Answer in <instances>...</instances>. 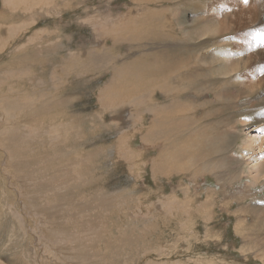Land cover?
Instances as JSON below:
<instances>
[{
	"label": "rangeland",
	"instance_id": "374dc122",
	"mask_svg": "<svg viewBox=\"0 0 264 264\" xmlns=\"http://www.w3.org/2000/svg\"><path fill=\"white\" fill-rule=\"evenodd\" d=\"M211 6L232 3L0 0V200L8 160L34 186L7 218L42 233L13 248L4 223L0 264H264V82L211 70L237 44L194 35Z\"/></svg>",
	"mask_w": 264,
	"mask_h": 264
},
{
	"label": "bare ground",
	"instance_id": "6f19581e",
	"mask_svg": "<svg viewBox=\"0 0 264 264\" xmlns=\"http://www.w3.org/2000/svg\"><path fill=\"white\" fill-rule=\"evenodd\" d=\"M234 1L235 0H219V2L222 5L223 4L225 5V4L232 3V6H228L227 8L225 7L226 11L224 12V14L223 13L221 14V18H217V19L215 18L217 16V14H219L218 10L219 9L220 10L223 9V7L219 8V6H218L217 9H215L214 6H211V7H209L208 11L199 14V16L196 17L197 19L195 18V20L196 21H201V22L199 24L200 25L199 28L195 30L194 35L199 37L201 39V41H204V39L207 38V37H216V38H218L220 36L227 35V37H225V38L222 37L223 38L222 40L217 41V45L224 44L226 46H229V43H235V42L237 43L234 46V50L226 49L224 51L220 50L218 52H212L210 55H208L206 57V62L208 63L209 67L211 68V70L214 71V73L216 75H218L219 77L223 76V77L227 78L228 79V84L237 85V86H239L238 89L240 88V90H242L246 94H250V93L254 92L264 82V49H263V46H264V31L257 33L256 31H257L258 28H255L254 30H252L253 27L249 28L250 26H255L256 25L255 20L261 18L262 13H263L262 12V3L264 2V0H248V3H247L248 5H246V7L250 8V9H248L247 11L241 10V9H238V8L236 10L235 5L238 4L239 0H236L235 2ZM242 1L244 2V0H242ZM228 9H229L230 12L233 11L234 13L233 14L228 13ZM204 15L206 17H210L209 15H211V17H214L215 19H212L214 23L212 25L208 26V27L205 26L203 24L204 20L202 19V16H204ZM239 26H241V28L237 29L236 27H239ZM243 31L245 33L238 35L239 32L242 33ZM242 38L245 40L244 42H243ZM261 43H262V46L259 45ZM187 64L188 63H186V65ZM187 68H189V67H187ZM180 70H183L182 73H187L185 68H183L182 66L180 67ZM6 73H8V72H6ZM178 76L179 75L175 74L174 78H172L173 80L176 81V83H179V81H177L179 79ZM202 85H203V83H202ZM183 86H185V85H183ZM233 87H235V86H233ZM179 92H180V90H179ZM257 101L264 102V99H263V97L262 98L258 97ZM8 110H9V108H8ZM17 115H18V113H17ZM123 117H125V116H123ZM65 118H67V117H65ZM190 123H191V121H190ZM12 132L13 133H9L10 139L16 138L15 132L14 131H12ZM24 134H25L26 137H31L32 136V133L27 132V131H25ZM26 139H29V138H26ZM142 156H143V154H142ZM3 159H4V157H3ZM1 160H2V155L0 156V162H1ZM3 166L6 167V169H5L6 173L5 172L4 173L8 174L9 176H8V180H4L5 181V187L7 188V190L5 192V195H4V199L0 200V212H1L0 228L2 226H4L3 225L4 223L6 224V226L9 227L8 240H10V242H14L15 240H17V238H18L17 235L19 234V232L22 229V231H23V239L20 240V242H18L16 245L13 243L14 244L13 248H17L18 246H22V245H25V244L30 245V242L33 241V243H34L33 246L37 247L38 250H39L42 247V240L40 238L42 236V233L38 232L37 229H36V230H34L35 234H31V235L28 236V234L26 232V228H25V223L23 222V220H22V218L20 216L16 218L17 221L16 220L15 221L12 220L13 222L10 221V219L7 218V214H9L10 208L12 206H13V208L15 210L16 209L21 210L23 208V204H22V202L20 200L23 196L20 195L19 193H22V192L28 193V197H29L32 194L31 189L34 186L33 185V181L32 180H28V179L20 180L19 178L13 179L14 177H16L17 172L14 171L15 170L14 166L8 160H5ZM13 181H14V183H13ZM17 183H19L17 188H19L22 192L17 193V191H16L17 188L16 189L14 188V184L17 185ZM22 183H26L27 186H25V187L22 186L21 185ZM8 192H12V194L10 195L9 198H8ZM117 193H119V192H117ZM36 216L38 217L37 214H36ZM42 221L43 220H41L39 218L36 221V223H42ZM3 228H5V227H3ZM44 232H46V231H44ZM25 235L29 237L28 240H27V237ZM36 240H38L39 242H36ZM47 242H49V241H47ZM39 243L41 244L40 248L36 245V244H39ZM30 249H32V248H30ZM3 250H4V247H3ZM23 251L24 250H22V253H23ZM24 255H25V253H24ZM28 255H29V253H28ZM29 260L42 261L40 259L39 255L37 253L33 252V250H32V255L29 256L28 259L25 258V262L27 264H30Z\"/></svg>",
	"mask_w": 264,
	"mask_h": 264
},
{
	"label": "snow or ice",
	"instance_id": "6c2138e0",
	"mask_svg": "<svg viewBox=\"0 0 264 264\" xmlns=\"http://www.w3.org/2000/svg\"><path fill=\"white\" fill-rule=\"evenodd\" d=\"M245 3H248V0H244Z\"/></svg>",
	"mask_w": 264,
	"mask_h": 264
}]
</instances>
